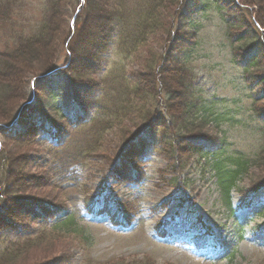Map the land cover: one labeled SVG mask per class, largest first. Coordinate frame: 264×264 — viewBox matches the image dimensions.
<instances>
[{
    "label": "rangeland",
    "instance_id": "374dc122",
    "mask_svg": "<svg viewBox=\"0 0 264 264\" xmlns=\"http://www.w3.org/2000/svg\"><path fill=\"white\" fill-rule=\"evenodd\" d=\"M8 1L13 10L0 22V53L6 56L47 17V0ZM64 1L67 15L52 44L23 60L16 79L6 80L15 87L0 108V256L8 247V264H110L146 257L152 264H264V187L254 191L264 182V162L233 191L232 213L221 201L208 159L183 162L177 146L164 141L168 122L159 117L161 126L149 123L142 109L152 105L149 74L166 66L168 81L178 83L185 72L192 97L220 114L216 124L193 136L216 138L230 155L264 151V114L255 111L264 109V58L262 69L247 72L260 55L257 44L264 45V27L257 22L264 19V0H153L142 9L141 0H98L108 13L123 1L128 25L140 32L119 41L116 29L110 50L92 60L90 75L80 77L72 76L70 46L79 49L73 32L85 0ZM151 10L153 31L146 30ZM251 31L259 40L237 42ZM137 82L143 84L140 110L131 122L115 120L116 98L107 94L115 84ZM166 97L164 91V104ZM178 110L172 114L180 122ZM146 122L157 144L145 143L128 157L139 174L123 181L113 161ZM119 204L127 206L128 219L115 224L111 212ZM69 217L84 236L51 233ZM198 240L206 245L202 251Z\"/></svg>",
    "mask_w": 264,
    "mask_h": 264
},
{
    "label": "trees",
    "instance_id": "16d2710c",
    "mask_svg": "<svg viewBox=\"0 0 264 264\" xmlns=\"http://www.w3.org/2000/svg\"><path fill=\"white\" fill-rule=\"evenodd\" d=\"M97 1L98 0H85L82 12L79 15L80 19L79 21L77 20L74 25L73 34L75 35V42L77 43V46H79V49L78 51H75L74 47L70 46V53L72 54L73 60V65L71 66L73 69L72 76L80 77L92 73V68H94V66H92V60L98 59L99 61L102 58V54L110 50V42L112 40L111 34L114 33L116 29L118 30V33L120 32L119 41L127 39L129 32H140V28L133 29L128 25L129 17L126 16L127 14L124 9H122L123 1L120 3V9L115 13H108L105 10V7L97 4ZM148 4H153V0H141V9L144 8V6H149ZM45 8L47 17L40 22L39 27L31 35L20 37L17 41L20 45L11 51V55L6 56L0 53V108L9 104V99H11L13 91L12 87L14 85L10 84V82H12L10 80L17 78L15 70L21 69L23 60L28 62L30 59L36 58L38 53L41 54L44 48H47L52 44L55 33L58 32L60 19L63 17L61 19L63 22L64 17L67 15L66 10H64V0H47ZM11 10H13V7L8 0H0V22L4 21L5 23L7 21L8 16L11 14ZM149 12L150 14L147 19L146 30L153 31L154 29L150 22L155 18L154 15L156 14L152 10ZM260 19L261 18H258L257 22L261 27H264V19ZM155 21H158V19ZM109 26L110 28H108ZM139 26L141 25H136V27ZM244 38L240 37L237 42L244 41L245 45L249 46L252 42L259 40V34L255 31H251L249 35ZM257 46L261 47L259 51L260 55H257L258 57L256 56L252 60L251 66L249 65L247 67L248 74L251 68L258 70L262 69L261 59L264 58V45L259 41ZM81 47H83L84 50H81ZM168 69V67L162 66L161 73L159 72V69L156 68L155 73L153 72L152 74H149L146 86L150 89L148 97L151 99L150 103L152 105H147L142 108L143 110L147 108L146 119H149V123L152 120H155V124L159 126H161L159 123V117L168 122L164 129V141L171 148L177 146L183 162L188 163L189 159L194 156L208 159L207 162L209 163V168L214 170L217 177V186L221 194V201L224 206L227 207V210L231 211L233 209V191L241 190L239 184L245 181L246 178H252L251 173H253L254 169L261 171V162H264V151H260L253 157L230 155L224 151L223 145L216 144V138L205 135L203 131L202 133L205 136H193L195 131L216 124L215 121L219 120L220 114L213 112L211 107L201 104L198 100L192 97V91L190 89L191 80L189 79V76L187 77L185 72L184 79H179V77H177L178 83H175L172 80L168 81ZM262 77H264V75ZM6 80H9L10 82H7ZM67 83L69 82L67 81ZM10 90L11 93H9ZM164 91L167 93V102L165 104L163 103V100H161ZM142 92L143 84L140 82L130 85H121L120 83L114 85L113 89L107 95L110 96L112 100L116 98V100L113 101L114 108H112L111 111L112 113H115V120L122 123H125L127 120L129 122L134 120L136 112L140 110V104L142 101L141 96L144 95ZM130 94L135 95L137 99L131 100L128 98ZM254 99L255 104H257V97L255 96ZM58 108L60 109V107ZM175 108L179 109L177 113L180 112L179 114H181L180 122L179 120H176V116L172 114ZM262 110L263 111L261 112H258L257 110L255 111L259 116H263L260 114H264V109ZM177 113L175 114L177 115ZM176 121L178 122L175 123ZM6 125H9V123ZM152 127L153 126H149L146 122L144 127L140 130L141 133L139 132V136L133 138L130 137L125 143H123L124 151H122L113 161V167H115L114 170L124 173V176H121L123 181L132 180L139 174L131 161L134 158L129 160L128 157L139 154L145 143L153 148V145L157 144L156 133L148 132ZM20 138L23 139L24 137L20 136ZM223 141L224 139L222 138L220 143H223ZM128 172H130L129 175L125 176ZM3 174L7 178L8 184H11V181H14L13 178L8 176V168L3 169ZM174 181L176 182V179ZM254 187V191L260 187H264V182L261 184L258 182ZM40 208L39 205L34 206L31 211L35 215L37 212L40 213ZM113 209L114 212H111L113 223L119 224L121 221L128 219L129 210L126 205L119 204L117 209L116 206L113 207ZM39 217L40 216L37 218ZM44 217L45 216L42 215V218ZM127 223L128 222H126V224ZM70 232L84 236L83 230L78 226V222L74 220V217H69L67 220H64L62 223L55 226L51 233L68 234ZM37 239L40 243L44 241L43 237H37ZM13 246H15V244ZM10 255L11 253L7 247L6 251L0 256V264H8L11 261ZM149 260V257H146V259H122L110 264H152Z\"/></svg>",
    "mask_w": 264,
    "mask_h": 264
}]
</instances>
